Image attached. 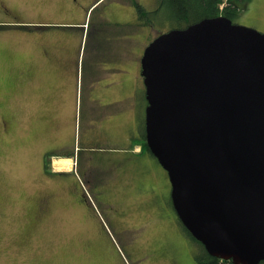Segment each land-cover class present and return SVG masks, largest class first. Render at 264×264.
I'll return each mask as SVG.
<instances>
[{
    "label": "rangeland",
    "instance_id": "obj_1",
    "mask_svg": "<svg viewBox=\"0 0 264 264\" xmlns=\"http://www.w3.org/2000/svg\"><path fill=\"white\" fill-rule=\"evenodd\" d=\"M68 1V5L91 6L88 17H73L54 0H0V264H195L196 244L179 224L170 201L168 173L156 157L149 153L136 157L140 161L136 176L147 179L139 196L136 188L135 192L128 189L136 177L123 175L113 159L106 167L101 164L107 157L118 160L123 150L115 139V127L108 122L90 123L88 93L75 109L68 108L73 117L66 115L69 123L64 136L67 139L71 131V138L65 148L52 145L56 137L52 121L34 122L28 113L33 108L23 116L18 78L26 61L23 58L42 38L63 43L68 34L76 37L80 70L101 69L109 61L96 63L88 55L94 50L107 58L113 56L117 46L112 41L104 40L105 44L96 47L92 28H70L69 23L77 20L89 21L92 13L93 20L100 16L110 28L117 27L110 35L116 37L112 40L122 34L131 38L128 45L139 58L140 115L145 91L140 66L145 48L160 33L179 25L167 7L152 14L150 25L138 26L132 5H118L117 0ZM138 1L150 10L157 9L154 0L151 5L150 0ZM110 6L112 10L105 14ZM233 21L264 33V0H252ZM119 105L100 106L101 119ZM54 149L75 150L76 170L64 177L75 186L48 175L46 168L49 165L53 172L56 158L52 156L46 165L45 153ZM111 178L116 183L113 188L106 183ZM79 191L86 193L90 205Z\"/></svg>",
    "mask_w": 264,
    "mask_h": 264
},
{
    "label": "water",
    "instance_id": "obj_2",
    "mask_svg": "<svg viewBox=\"0 0 264 264\" xmlns=\"http://www.w3.org/2000/svg\"><path fill=\"white\" fill-rule=\"evenodd\" d=\"M145 135L183 225L214 256L264 262V33L225 15L142 57Z\"/></svg>",
    "mask_w": 264,
    "mask_h": 264
},
{
    "label": "crops",
    "instance_id": "obj_3",
    "mask_svg": "<svg viewBox=\"0 0 264 264\" xmlns=\"http://www.w3.org/2000/svg\"><path fill=\"white\" fill-rule=\"evenodd\" d=\"M117 1L118 5H132L130 0ZM151 1L148 2L149 5H151ZM109 12V8L105 9V14ZM118 24L116 26L119 27ZM136 24L138 25V21ZM105 26L109 27L106 23ZM115 28L117 27H111L113 30ZM114 38L116 37L105 38L106 42L112 41L117 46L113 56L107 58L103 54L100 55V51L96 52L95 50L93 53L88 54L93 57L96 63H105L109 59L106 62L107 65L105 63L101 69L92 68L86 71L80 70L79 58L76 53V37L68 34L63 43L57 40L54 42L51 39L49 41L48 38L47 40L42 38L36 45L32 46L31 50L33 51L27 53V58H23L26 61L23 64V71L18 78L20 88L19 102L21 103L20 107L24 110L23 116L27 114L26 109L33 108L28 113L33 115L30 118L36 119L33 120L34 122L38 123L40 120L42 122L47 120L52 121L54 126L52 131L56 136L52 145H62L65 148L71 138V131L67 139L64 136V132H68L69 123L67 122L66 115L73 117V111L69 112L68 108L75 109L79 100L81 103L83 102V94L88 93L87 105L90 106V123L97 126L108 122L109 125L115 127V139L117 142L118 140L121 142L120 146L121 150H123L122 157L118 160L113 157H107L101 164L106 167L108 166V162L113 159L112 163L120 165V169L124 171L123 175L129 174V176L136 177L133 183H129L128 189L135 192L134 189L136 188L135 194L139 196L140 188L147 181V179L144 180L145 175L136 176L140 169L138 166L140 161L136 160V157L139 155H146L148 157V153L143 151L141 143L147 103L144 91V100L141 101L143 109L139 115L137 104L140 71L139 58L132 53V47L128 45V39L131 40V38L123 34L116 40H112ZM95 41L97 43V40ZM51 43H55V46L51 45ZM89 48L91 49V47ZM105 59L107 60L105 61ZM140 69H142L141 66ZM115 102L121 106L119 105V108L114 106V110L109 114L104 113L105 117L102 120L100 117L101 109L99 107H107L108 104L111 105ZM35 114H38V116L35 117ZM26 119L24 117L25 123ZM91 148L94 149L95 147L91 146ZM54 151L56 153L54 158L70 159V164H68L70 167L68 165L62 168L56 167L53 168V171H63L68 174L73 173L78 165L75 150L59 151L58 149H54ZM89 168L87 169L89 170ZM114 181V178H111L106 183H108L109 187L113 188V185H116V183L112 184ZM196 250L195 247L194 251L196 252Z\"/></svg>",
    "mask_w": 264,
    "mask_h": 264
},
{
    "label": "trees",
    "instance_id": "obj_4",
    "mask_svg": "<svg viewBox=\"0 0 264 264\" xmlns=\"http://www.w3.org/2000/svg\"><path fill=\"white\" fill-rule=\"evenodd\" d=\"M252 0H162L161 7H167L170 12L173 13L172 17L179 23L178 28L185 27L189 24L200 21L204 18L215 17L218 15H225L232 20L240 15L245 10ZM138 13V25H150L152 22V14L157 10H149L138 0H130ZM184 22L185 25H180ZM148 104V102H146ZM144 131L141 139L143 149L148 151L152 156L145 135V120L143 121ZM55 151H47L45 153V163L48 165L49 159L55 155ZM46 168V166H45ZM46 171L50 174L51 170L46 168ZM180 220V219H179ZM180 225L188 237L192 239V242L196 246V252L194 255L195 264H236L232 259H225L219 256L211 255L204 245L197 240L189 230L183 225L181 221ZM199 247V248H197ZM264 262H261V264Z\"/></svg>",
    "mask_w": 264,
    "mask_h": 264
},
{
    "label": "flooded vegetation",
    "instance_id": "obj_5",
    "mask_svg": "<svg viewBox=\"0 0 264 264\" xmlns=\"http://www.w3.org/2000/svg\"><path fill=\"white\" fill-rule=\"evenodd\" d=\"M59 2L58 4L61 6L62 11H64L65 13L67 12L68 14L72 15L73 17H78L80 15H84L85 17H88V15L90 14V9H91V6L90 7H81V5H68V0H54V3H57ZM162 0H155V7L158 9L159 7L162 6ZM144 5V4H143ZM145 6V5H144ZM64 7H68L67 9H65ZM112 7L113 6H110L109 7V10H112ZM146 7V6H145ZM7 11H9L8 8H6ZM150 10V9H149ZM18 11V10H17ZM19 13V12H17ZM19 15V14H18ZM100 17V16H99ZM99 17H97L95 20H93V13L91 14V17H90V20L88 21V18L87 20H82V21H75V22H72V23H69L70 24V28L71 29H78V28H82V29H86V28H92V35H91V38H94L95 40H97V46H100V44H105L104 43V40L105 38H109L113 29H111L110 27H106L105 26V22L100 19ZM19 22H22V21H19ZM22 25V24H21ZM27 25V24H25ZM91 30V29H90ZM146 49V48H145ZM97 50H100L99 47L97 48ZM145 52V51H144ZM144 55V54H143ZM143 57V56H142ZM142 71V69H141ZM146 98V96H145ZM147 102V100H146ZM142 148H143V145H142ZM143 151L149 153L148 151L144 150ZM150 154V153H149ZM54 156V155H53ZM155 157V156H154ZM48 175H52V178L54 181L56 182H66L67 179L64 178L66 175H69L68 173H65L63 171H58V172H51L50 174ZM68 184H70L71 186H75L73 182H69L67 181ZM66 182V183H67ZM80 195L87 201V203L90 205L91 203L89 202V199L87 198V195L84 191H79ZM170 201L172 202V199L170 197ZM173 205V203H172ZM174 208V206H173ZM175 210V208H174ZM176 212V211H175ZM176 217L177 219L179 220L180 218L178 217L177 213H176ZM181 221V220H179ZM180 224V222H179ZM181 226V225H180ZM181 228V227H180Z\"/></svg>",
    "mask_w": 264,
    "mask_h": 264
},
{
    "label": "bare ground",
    "instance_id": "obj_6",
    "mask_svg": "<svg viewBox=\"0 0 264 264\" xmlns=\"http://www.w3.org/2000/svg\"><path fill=\"white\" fill-rule=\"evenodd\" d=\"M68 164H70V159H68V158H59V159H55V161H54L55 167L62 168V167H66Z\"/></svg>",
    "mask_w": 264,
    "mask_h": 264
}]
</instances>
